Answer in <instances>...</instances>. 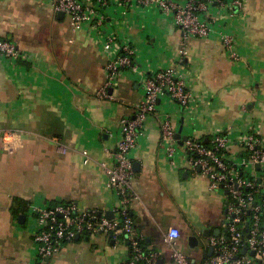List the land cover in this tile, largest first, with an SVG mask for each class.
I'll use <instances>...</instances> for the list:
<instances>
[{
	"label": "crops",
	"instance_id": "crops-1",
	"mask_svg": "<svg viewBox=\"0 0 264 264\" xmlns=\"http://www.w3.org/2000/svg\"><path fill=\"white\" fill-rule=\"evenodd\" d=\"M236 13L226 19L239 57L232 61L219 40L185 39L162 14L111 9L107 26L91 31V24L73 29L51 0H0V37L26 54L15 63L0 56V128L19 131L23 143L9 154L0 138V264H34L33 206L74 203L114 216L118 199L100 164H112L121 119L133 115L142 89L135 75L124 70L108 97H99L107 62L101 30L126 39L147 73L176 68L195 91L191 110L184 112L164 97L145 119L131 151L136 197L130 211L144 247L159 252L156 264H175L163 242L170 225L181 230L178 247L194 264H204L209 247L202 232L223 231V194L210 191L204 176L192 174L180 152L170 161L159 115H168L181 136L205 143L229 125L236 134L258 125L264 137V0H247ZM230 148L238 154L236 140ZM82 150L89 154L86 163ZM192 234L199 240L194 248L188 245ZM127 255L122 239L81 235L65 243L49 264H122Z\"/></svg>",
	"mask_w": 264,
	"mask_h": 264
},
{
	"label": "built area",
	"instance_id": "built-area-1",
	"mask_svg": "<svg viewBox=\"0 0 264 264\" xmlns=\"http://www.w3.org/2000/svg\"><path fill=\"white\" fill-rule=\"evenodd\" d=\"M246 1L51 0V3L55 12H63L69 17L73 29L91 24V31L107 26L106 16L111 9L127 13L139 8L162 14L181 29L185 39L214 37L226 49L229 58L237 61L236 37L226 19L235 17L236 10L243 11ZM101 31L107 62L99 97H108V89L117 84L118 76L124 70L135 75L142 89V98L133 115L121 119L120 137L110 155L112 164H100L107 175V185L118 199L114 216L109 218L74 203L33 206L31 212L37 222L34 264H49L51 257L77 235L99 234L114 242L119 239L126 242L128 255L122 264H156L158 260L159 252L144 247L130 211V204L136 197L131 184L134 173L131 151L141 135L145 119L158 110L160 99L166 97L176 102L185 112L195 103V91L176 68L147 73L137 65L136 50L126 39L117 37L113 31ZM182 52L186 54V51ZM0 56L12 63L26 59L17 44L6 38H0ZM159 122L161 142L170 161L174 163L180 152L192 174L204 176L209 180L210 191L223 194V231L208 236L207 245L212 253L204 264H264V137L260 135L258 125L253 124L238 134L229 125L215 131L206 145L193 138L179 142L175 138L177 129L168 115H159ZM0 138L3 150L9 154H15L22 147L21 133L17 130L0 128ZM233 139L238 143V154L230 148ZM51 141L65 153V146L57 138L52 137ZM81 154L86 163L88 151L82 150ZM180 237L181 230L170 225L163 242L170 248L175 264H194L178 247Z\"/></svg>",
	"mask_w": 264,
	"mask_h": 264
},
{
	"label": "water",
	"instance_id": "water-1",
	"mask_svg": "<svg viewBox=\"0 0 264 264\" xmlns=\"http://www.w3.org/2000/svg\"><path fill=\"white\" fill-rule=\"evenodd\" d=\"M59 15H60V16H63L64 13H63V12H59ZM175 138H176L177 140H179V142H181L180 139H182V140L184 141V140H186L187 137H186V136H181V128H179V129L177 130L176 134H175ZM256 168L259 169V165H258V164H257ZM111 215H112V213H111L110 211H108V212H107V216H108L109 218H111V217H112ZM202 233H203V235L206 236V237H208V236L210 235V232H209L208 229H204ZM77 238H79V235H77V236L75 237V239H77ZM198 243H199V240H198V238H197L196 235L192 234V235L188 236V245H189L191 248H194V247L198 246ZM243 251H244V250H243ZM211 253H212V249L209 247V248H208V255L210 256Z\"/></svg>",
	"mask_w": 264,
	"mask_h": 264
},
{
	"label": "trees",
	"instance_id": "trees-1",
	"mask_svg": "<svg viewBox=\"0 0 264 264\" xmlns=\"http://www.w3.org/2000/svg\"><path fill=\"white\" fill-rule=\"evenodd\" d=\"M0 38H2V37H0ZM203 143L206 144V145L209 144V143H205V142H203Z\"/></svg>",
	"mask_w": 264,
	"mask_h": 264
}]
</instances>
